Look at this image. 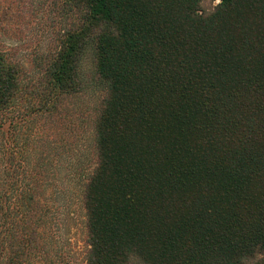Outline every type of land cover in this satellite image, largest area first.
Returning <instances> with one entry per match:
<instances>
[{
  "label": "trees",
  "instance_id": "trees-1",
  "mask_svg": "<svg viewBox=\"0 0 264 264\" xmlns=\"http://www.w3.org/2000/svg\"><path fill=\"white\" fill-rule=\"evenodd\" d=\"M198 1L0 0L8 40L52 36L0 45V264H73L77 204L83 264H264V0Z\"/></svg>",
  "mask_w": 264,
  "mask_h": 264
},
{
  "label": "rangeland",
  "instance_id": "rangeland-1",
  "mask_svg": "<svg viewBox=\"0 0 264 264\" xmlns=\"http://www.w3.org/2000/svg\"><path fill=\"white\" fill-rule=\"evenodd\" d=\"M18 1L20 2L19 5L21 4L22 6L23 13L26 14L25 19L32 16V18L37 21L35 16L37 14L35 13V11L37 10L35 0H15L17 7L19 8ZM220 3L221 0H199L197 6L198 13L203 19H208L210 15L217 12ZM32 28L33 27L27 28L23 24H20V30L13 36L12 40H8L6 37L0 34V42H2L0 43V45L12 44L14 46L16 56H21L22 54L28 53L29 51L37 48V45H39L40 48H43V45L44 47H47L52 44V36L49 29H47L45 32L44 29H42L41 32H38L36 30L30 32V29ZM87 63L88 62L86 61L83 66V70L85 71V73H89L90 67L86 65ZM98 104L99 95L96 96L93 93L87 92V94L81 96L79 100H75L67 106V109L70 110V116L73 118L74 123H76V136L73 135V137L69 140L71 141L70 145L79 147V151L85 154V150L89 149L84 159V162L87 161L86 165H88L89 161L93 159V152L91 151V146L93 145V137H91L92 118L95 114ZM77 205H71L68 210L70 211V213L74 211L75 218L79 224H74V222L70 220L66 221L63 225H59L58 220L56 219L55 227H59L60 231H63V233L66 234V237L71 239L73 243L72 247H75L73 256L76 258V260L73 264H83V254L80 251L84 250L85 247V231L83 226L81 225V220H83V212ZM253 263V261L246 260L242 264Z\"/></svg>",
  "mask_w": 264,
  "mask_h": 264
}]
</instances>
